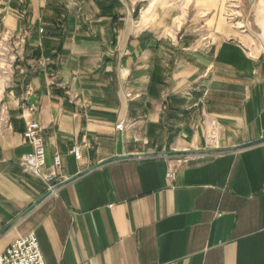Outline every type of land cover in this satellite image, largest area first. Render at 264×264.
<instances>
[{
  "label": "crops",
  "instance_id": "obj_1",
  "mask_svg": "<svg viewBox=\"0 0 264 264\" xmlns=\"http://www.w3.org/2000/svg\"><path fill=\"white\" fill-rule=\"evenodd\" d=\"M226 3L0 0V40L19 47L0 92V254L34 234L45 264H264V40L244 44ZM30 105L55 194L20 165ZM213 122L218 154L169 180L161 155L203 148Z\"/></svg>",
  "mask_w": 264,
  "mask_h": 264
},
{
  "label": "built area",
  "instance_id": "obj_2",
  "mask_svg": "<svg viewBox=\"0 0 264 264\" xmlns=\"http://www.w3.org/2000/svg\"><path fill=\"white\" fill-rule=\"evenodd\" d=\"M51 84L55 83L54 76L51 77ZM206 91L202 97L206 95ZM202 99V98H201ZM35 108L33 105L27 107L21 112L25 119V130L23 138L31 146V152L26 153L20 159V165L27 169L31 174L40 176L47 184L50 194H55L59 190L58 183H52L55 179L54 172L43 171L45 165V146L41 136V127L37 121L31 118ZM123 127L122 123L116 125L117 129ZM217 126L213 122L209 125L205 133V146L203 148H184L173 154H163L161 157L166 162V177L169 180H174L177 176L178 169L181 166L191 162L202 160L209 156L217 155L218 152ZM73 151H75L73 149ZM142 154H139L141 156ZM60 156L54 157V167L60 166ZM0 264H45L43 260L39 242L34 234H28L24 237L15 239L9 246L0 254Z\"/></svg>",
  "mask_w": 264,
  "mask_h": 264
},
{
  "label": "rangeland",
  "instance_id": "obj_3",
  "mask_svg": "<svg viewBox=\"0 0 264 264\" xmlns=\"http://www.w3.org/2000/svg\"><path fill=\"white\" fill-rule=\"evenodd\" d=\"M135 1L144 4L145 7L151 6V4L153 7L157 4L186 7L191 0ZM224 17L226 23L242 36L241 39L247 46L258 45L264 40V0H227ZM15 46V43H11V38L7 34H3V38L0 40V92L7 84L8 80L5 79L11 75L17 55L19 56V47Z\"/></svg>",
  "mask_w": 264,
  "mask_h": 264
},
{
  "label": "bare ground",
  "instance_id": "obj_4",
  "mask_svg": "<svg viewBox=\"0 0 264 264\" xmlns=\"http://www.w3.org/2000/svg\"><path fill=\"white\" fill-rule=\"evenodd\" d=\"M14 57V56H13ZM13 57H11V58H13ZM4 69V68H3ZM8 77H9V75L6 77V79H8Z\"/></svg>",
  "mask_w": 264,
  "mask_h": 264
}]
</instances>
